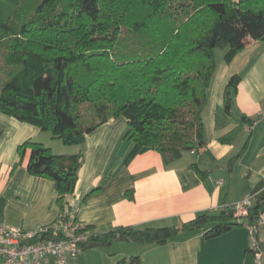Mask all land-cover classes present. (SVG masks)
<instances>
[{"label": "trees", "instance_id": "obj_1", "mask_svg": "<svg viewBox=\"0 0 264 264\" xmlns=\"http://www.w3.org/2000/svg\"><path fill=\"white\" fill-rule=\"evenodd\" d=\"M250 40L264 41V0H17L15 13L0 20V113L67 146L83 145L87 135L124 117L125 139L133 144L127 161L154 150L169 165L207 144L203 111L215 50L226 47L230 63ZM240 80L234 76L227 85L228 111ZM28 151V172L54 182L63 210L83 155H56L33 140L19 146L22 158ZM262 215L264 191L245 220L227 208L199 214L181 229L130 227L90 236L85 248L117 238L164 245L181 230L209 225L205 237L213 239Z\"/></svg>", "mask_w": 264, "mask_h": 264}, {"label": "crops", "instance_id": "obj_2", "mask_svg": "<svg viewBox=\"0 0 264 264\" xmlns=\"http://www.w3.org/2000/svg\"><path fill=\"white\" fill-rule=\"evenodd\" d=\"M16 9L17 0H0V20L7 21ZM234 76L241 80L228 111L226 88ZM203 117L206 146L166 165L154 150L127 161L133 144L125 139L124 117L87 135L83 145L67 146L0 113V223L32 230L54 224L60 215L54 182L31 175L29 151L24 158L18 152L28 140L56 155H83L76 189L67 200L79 208L78 219L90 236L130 227L181 229L199 214H217L255 198L264 191V41L250 40L230 63L217 61ZM211 227L181 230L164 245L117 238L108 246L85 248L67 264H117L132 256L141 264H254L246 226L207 239ZM258 239L264 249L263 228Z\"/></svg>", "mask_w": 264, "mask_h": 264}, {"label": "built area", "instance_id": "obj_3", "mask_svg": "<svg viewBox=\"0 0 264 264\" xmlns=\"http://www.w3.org/2000/svg\"><path fill=\"white\" fill-rule=\"evenodd\" d=\"M254 203V197H247L230 208L238 218L245 220ZM78 213L79 208L69 203L50 226L25 230L0 223L1 264H67L68 258H76L90 240ZM244 224L250 232L254 264H262L264 249L257 236L264 227V215L255 224Z\"/></svg>", "mask_w": 264, "mask_h": 264}, {"label": "rangeland", "instance_id": "obj_4", "mask_svg": "<svg viewBox=\"0 0 264 264\" xmlns=\"http://www.w3.org/2000/svg\"><path fill=\"white\" fill-rule=\"evenodd\" d=\"M226 51H227V48H226V47H220V48H217V49L215 50L216 61L223 60ZM261 229H262V228H261ZM263 230H264V227H263ZM257 238H258V236H257ZM250 245H252L251 241H250ZM262 264H263V260H262Z\"/></svg>", "mask_w": 264, "mask_h": 264}, {"label": "water", "instance_id": "obj_5", "mask_svg": "<svg viewBox=\"0 0 264 264\" xmlns=\"http://www.w3.org/2000/svg\"><path fill=\"white\" fill-rule=\"evenodd\" d=\"M99 245H100L99 243L93 242V243L88 244L86 248H87V249H90V248L97 247V246H99Z\"/></svg>", "mask_w": 264, "mask_h": 264}]
</instances>
